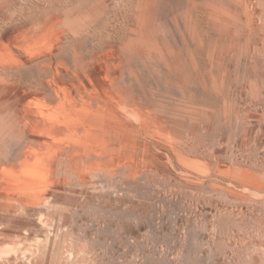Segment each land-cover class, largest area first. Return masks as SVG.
I'll use <instances>...</instances> for the list:
<instances>
[{
	"label": "rangeland",
	"instance_id": "obj_1",
	"mask_svg": "<svg viewBox=\"0 0 264 264\" xmlns=\"http://www.w3.org/2000/svg\"><path fill=\"white\" fill-rule=\"evenodd\" d=\"M111 78L118 131L93 115ZM8 245L0 264H264V0H0Z\"/></svg>",
	"mask_w": 264,
	"mask_h": 264
},
{
	"label": "bare ground",
	"instance_id": "obj_2",
	"mask_svg": "<svg viewBox=\"0 0 264 264\" xmlns=\"http://www.w3.org/2000/svg\"><path fill=\"white\" fill-rule=\"evenodd\" d=\"M72 4V3H71ZM184 12V11H183ZM181 13V12H180ZM63 14V13H62ZM149 14V13H148ZM127 15V14H126ZM147 18V17H146ZM183 18V17H182ZM58 20V19H57ZM56 20V21H57ZM52 21H54V20H52ZM76 22V21H75ZM56 22L54 21V23L53 24H55ZM66 23V22H65ZM129 23V22H128ZM47 24V23H46ZM49 24V23H48ZM52 24V25H53ZM57 25V24H56ZM59 25V24H58ZM57 25V26H58ZM56 27V26H55ZM47 28V27H46ZM70 28V27H69ZM43 30H44V28H43ZM127 30V29H126ZM168 30V29H167ZM54 31V30H53ZM137 32V31H136ZM49 33V32H48ZM68 33V32H67ZM115 33V32H114ZM66 34V33H65ZM65 34L64 35H62V36H65ZM70 34V33H69ZM68 34V35H69ZM56 35V34H55ZM61 35V34H60ZM67 35V36H68ZM72 35H73V33H72ZM74 35H76V34H74ZM61 37V36H60ZM67 38V37H66ZM166 46V45H165ZM114 47V46H113ZM138 47H140V46H138ZM116 48V47H115ZM151 48V47H150ZM149 48V49H150ZM184 48V47H183ZM182 48V49H183ZM58 49V48H57ZM154 49V48H153ZM139 50V49H138ZM141 50V49H140ZM155 50V49H154ZM183 51V50H182ZM114 52V51H113ZM113 52L111 51V50H108V51H104V53H102L101 54V58H104V59H111V58H113L114 56H112L113 55ZM134 52V51H133ZM158 52V51H157ZM179 52V51H178ZM153 53H155V52H153ZM160 53V52H159ZM177 53V52H176ZM116 54V53H115ZM163 54V53H162ZM119 55V54H118ZM156 55V54H155ZM59 55H57V57L56 56H53L54 58H59L58 57ZM118 57H120V56H118ZM95 58V57H94ZM115 58V57H114ZM116 58H117V56H116ZM122 59V58H121ZM166 59V58H165ZM51 60V59H50ZM112 60H115V59H112ZM154 60V59H153ZM107 61V60H106ZM120 61H122V60H120ZM104 61H102L101 62V60H100V58L98 59H96V60H94V65H95V68H94V70L93 71H90V73L88 74V75H79L80 73H78V75L77 74H71L72 75V80H73V84L75 85V86H77L76 88H77V91H79L80 89H81V87H82V81H83V79H85V78H89V79H95V78H97V80L99 79V77H98V73L99 72H101L102 70H103V65H102V63H103ZM118 62V61H117ZM161 62V61H160ZM55 63H56V61H55ZM60 63V62H59ZM105 63V62H104ZM108 63H109V61H108ZM108 63H106V65H108ZM119 63V62H118ZM177 63V62H176ZM16 64V63H15ZM42 64V63H41ZM122 64V63H121ZM178 64H179V62H178ZM181 64V63H180ZM18 65V64H17ZM20 65V64H19ZM47 65H48V63H47ZM60 65V64H59ZM62 65V64H61ZM78 65V64H77ZM89 65V64H88ZM110 65H112V64H110ZM110 65H108V66H110ZM176 65V64H175ZM23 66V65H22ZM43 66V65H42ZM46 66V65H45ZM49 66V65H48ZM112 66H114V65H112ZM115 66H117V64L115 65ZM115 66H114V68L113 69H115ZM44 67V66H43ZM62 67V66H61ZM84 67V66H83ZM94 67V66H93ZM118 67V66H117ZM129 67V66H128ZM46 68V67H45ZM48 68V67H47ZM109 69H112V67L110 68V67H108ZM51 69V68H50ZM83 69V68H82ZM86 69V68H85ZM47 70V69H46ZM46 70H45V72H46ZM69 71V70H68ZM112 71V70H111ZM110 71V72H111ZM40 72H41V70H40ZM43 73V74H46V73ZM49 72V71H48ZM61 72V71H60ZM59 71H55L53 74H52V77H51V79H49V81L47 82L46 81V88L44 89L45 90V92L47 93V95L48 96H50V98H49V100L50 99H52V98H54V99H57V100H59V101H61V97H59L58 96V90H57V88H59V83H60V81H61V79H62V75H61V73H60ZM69 72H71V71H69ZM104 72H106V71H104ZM109 72V71H108ZM113 72V71H112ZM111 72V73H112ZM67 73V72H66ZM75 73V72H74ZM27 74V73H26ZM113 74V73H112ZM48 75V74H47ZM63 76H64V74H63ZM69 76V75H68ZM105 76V75H104ZM107 76V75H106ZM112 76V75H111ZM107 77H109V76H107ZM107 77H106V79H107ZM118 77V76H117ZM120 77V76H119ZM118 77V78H119ZM121 78V77H120ZM47 79V78H46ZM45 79V80H46ZM105 79V80H106ZM123 79V78H122ZM68 80H70V79H68ZM104 80V81H105ZM116 80L117 79H112L111 78V80H110V82H108V85L105 83V82H103V83H101L100 84V86H99V89H97V94H95L96 96H95V98H94V100L96 101V113L95 114H93L94 116H96L98 119H100L102 122H103V124H104V126L106 127H108V128H110V129H116L115 131H118L120 128H121V126H122V122H121V120H120V117H123L122 116V114H121V112L120 111H122V110H124V106H123V101H125L124 99H123V96H122V94H120V91H119V88L121 87V85H120V87L118 88L117 86H116ZM126 80V79H125ZM109 81V80H108ZM70 82V81H69ZM125 82V81H124ZM136 82V81H135ZM127 83V82H126ZM125 83V84H126ZM22 85V84H21ZM137 85V84H136ZM25 86V85H24ZM44 86V85H43ZM138 88V87H137ZM6 89V88H5ZM32 89V88H31ZM42 89V88H41ZM6 90H8V89H6ZM34 90V89H33ZM36 90V89H35ZM34 90V91H35ZM144 90V89H143ZM30 91V90H29ZM37 91V90H36ZM146 91V90H145ZM7 93H9L8 91H7ZM43 93V92H42ZM80 93V92H79ZM125 93V92H124ZM81 94V93H80ZM78 95V94H77ZM52 97V98H51ZM64 97V96H63ZM74 97V96H73ZM72 97V98H73ZM76 97V96H75ZM31 98V97H30ZM47 98V97H46ZM70 99V98H69ZM76 99V98H75ZM78 99V98H77ZM126 99V98H125ZM80 100V99H79ZM78 100V101H79ZM53 101V100H52ZM65 101H67V100H65ZM72 101V100H71ZM134 102V101H133ZM125 103H126V101H125ZM61 105V107H62V109H63V112H65L66 113V115L67 116H71L72 114H74L76 111L74 110V105L72 104V103H70V102H68V103H61L60 104ZM134 107H135V105H133ZM3 107H4V105H3ZM137 107V106H136ZM5 109V108H4ZM137 108H135V110H136ZM125 110H126V108H125ZM134 110V111H135ZM138 110V109H137ZM136 110V111H137ZM2 111H4V110H2ZM135 111V112H136ZM134 114V113H133ZM126 115V114H125ZM137 116V115H136ZM3 117V116H2ZM108 117H113L114 119H112V121H109L108 120ZM138 117V116H137ZM175 117V116H174ZM133 118V117H132ZM8 120V119H7ZM111 122V124H109V122ZM67 124H68V122H67ZM14 125H12V127H13ZM56 126V125H55ZM57 126H60V125H57ZM66 126V125H65ZM2 127V126H1ZM16 127H18V126H16ZM34 128V127H33ZM7 129H8V127H7ZM71 129V128H70ZM69 129V130H70ZM11 130H12V128H11ZM48 130V129H47ZM51 130V129H50ZM66 130H67V127H66ZM65 130V131H66ZM56 131V130H55ZM57 132V131H56ZM9 133V132H8ZM7 133V134H8ZM7 134L5 135V136H7ZM144 135V134H143ZM66 150V149H65ZM66 152V151H65ZM35 163H37V162H35ZM34 165V164H33ZM45 165V164H44ZM34 166H38V168H39V165H34ZM45 169V168H44ZM27 170V169H26ZM49 171V170H48ZM43 173V172H42ZM36 174H37V172H36ZM40 174V173H39ZM41 175V174H40ZM44 175V174H43ZM32 176V173L30 172V170H27V172H26V176L25 177H27V180H26V178H25V181H24V183L25 184H28V185H33L34 183H32L31 181L33 180V177H31ZM45 177V176H44ZM46 178V177H45ZM41 179V178H40ZM39 179V180H40ZM44 180V179H43ZM38 182V181H37ZM30 235V234H29ZM26 236V235H25ZM50 236V235H49ZM28 238V237H27ZM48 239H49V237H47ZM56 239V238H55ZM52 241V240H51ZM49 242V241H48ZM25 243V242H24ZM16 244V243H15ZM21 244V243H20ZM55 245V244H54ZM15 246V245H14ZM13 246V247H14ZM7 247V246H6ZM11 248V247H9V245H8V248H4V249H0V261H7V257L8 256H10L11 254L12 255H16V254H18V249H16V248ZM51 248V247H50ZM32 250V249H31ZM38 251V250H37ZM49 251V250H48ZM29 252V251H28ZM32 252V251H31ZM31 252H29V253H31ZM26 253V252H25ZM24 254V253H23ZM22 254V255H23ZM22 257H24V255L22 256ZM31 258H32V256H31ZM26 262V261H25ZM29 262V261H28ZM23 263V262H22ZM30 264V263H29Z\"/></svg>",
	"mask_w": 264,
	"mask_h": 264
}]
</instances>
